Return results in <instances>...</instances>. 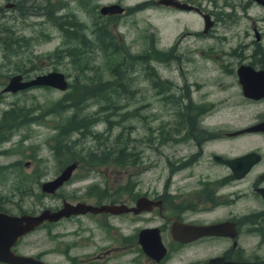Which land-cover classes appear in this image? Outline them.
Instances as JSON below:
<instances>
[{"label":"rangeland","instance_id":"374dc122","mask_svg":"<svg viewBox=\"0 0 264 264\" xmlns=\"http://www.w3.org/2000/svg\"><path fill=\"white\" fill-rule=\"evenodd\" d=\"M11 1L15 2V9H5L6 2L0 0V6L6 12V16L0 19V112L17 108L16 112L31 116L9 133L8 139L0 142V165L17 162L0 175V196L8 197L7 208L12 212L54 208L61 206L63 201L75 203L89 199L94 202L104 191L115 193L117 184L122 180L131 181L135 175L144 177L145 184L158 175H165L159 172V165H163L168 148L158 142L162 139L159 136L161 130L169 127L170 116L164 111L163 103L151 99L146 72L138 62L124 70L123 65L132 64V61L121 52L86 53L87 70L83 75L99 77L104 83L103 91L95 96L90 92L87 96L73 93L71 86L81 82V71L68 56L61 60L48 56L56 49L74 45V42L67 43L64 31L56 24L60 18L74 17L82 22L88 37H93L94 25H104L117 43L127 46L131 54H144L152 47L154 39L159 48L172 46L177 54L169 59V64H180L189 70L185 73L189 85L199 83L197 88L188 86L190 95L212 103L211 115L202 119V126L213 132L245 128L264 118V101L252 103L245 100L233 70L240 62L253 61L250 55L255 49L264 51V9L252 0H198V6L205 13L212 12L217 16L231 13L232 17L227 25L218 20L203 35L200 32L204 29V19L194 11L160 8L150 2L139 8L133 7L144 0H122L125 13L113 17H104L99 8L118 0H61L68 6H61L56 0L48 4L45 0H38L34 6H24L21 0ZM58 6L60 8H55ZM47 11L53 19L48 18ZM254 26L263 34L256 43ZM4 28L8 29L5 40ZM161 57L162 64L166 65L169 57ZM162 64L156 65L160 75L175 79L174 73L171 74ZM117 65L115 74L113 69ZM226 67L233 71H224ZM53 70L66 75L70 83L67 90L32 87L15 93L2 91L14 74L31 78ZM191 73L196 77H191L194 76ZM177 80L182 84L184 79ZM118 83L126 88L118 87ZM138 87H142L143 92H138ZM67 98L78 101L82 110L77 117L89 115L90 119H95L90 132L59 136L61 127L75 112L73 106L63 111L57 106ZM263 137H248L255 140L250 141L249 146L235 140L224 152L234 153L261 146ZM57 146L62 148V154L55 153ZM120 147L131 154L123 164L113 161L114 151ZM222 149L216 148L218 151ZM185 150L187 148L181 152ZM109 152L106 162L92 160ZM25 161H30V168L23 169ZM72 161H77L78 166L70 180L54 196H45L40 181L53 178ZM154 161H159V165L156 166ZM38 171L42 172L40 176H37ZM164 181L165 177L160 178L158 186H163ZM76 232L80 236L75 237ZM85 234L87 219L68 220L26 235L16 249L26 254L42 251L45 261L53 264L59 262L60 255L54 251L57 241L84 239Z\"/></svg>","mask_w":264,"mask_h":264},{"label":"flooded vegetation","instance_id":"af4514ba","mask_svg":"<svg viewBox=\"0 0 264 264\" xmlns=\"http://www.w3.org/2000/svg\"><path fill=\"white\" fill-rule=\"evenodd\" d=\"M3 1L6 2L3 5L5 9L16 8L15 2ZM37 1L28 3L30 0H21L20 3L24 6H34ZM56 1H59L61 6H68L66 2ZM159 1L144 0L133 7L139 8L150 2L160 8L194 11L204 19V29L205 16L210 22L211 29L218 20H222L226 25L231 22V13H223L225 15L222 16L212 12L205 13L198 6V0H173L189 6L184 9L162 5ZM45 2L48 4L52 0ZM252 2L264 9V5L256 0ZM110 4L123 7L121 14L125 13L126 7L122 0L107 5ZM229 6L231 7V4ZM3 7L0 6V19L6 16ZM45 14L49 17L50 11ZM121 14L108 13L104 14V17ZM204 29L200 32L201 35L208 32V29ZM253 31L255 43L259 42L263 35L262 31L256 26L253 27ZM7 32L8 29L4 28L3 38ZM156 45L157 40L154 39V44L148 48L150 63L142 65L141 69L149 72L147 78L151 99L163 103L164 111L170 116L169 127L162 129L159 134L162 139L158 144L168 148L164 155V163L159 165V161H154L156 166L160 167L159 172L165 175H158L147 184L142 181L144 177L141 175H135L131 181L122 180L116 185L115 193L104 191L94 202L89 199L85 201L93 206H110V209L96 213L87 211L85 214L63 217L56 222L45 221L28 234L50 224L58 225L68 220L87 219V234L84 235V239L57 241L54 251L60 255L57 259L59 262L53 264H264V151H262L264 144L246 151L224 152L231 147L230 142L235 140L249 146L250 141L255 140L248 137L264 136V129L245 132L244 128H241L219 133L203 127L202 119L211 115L212 103L201 98L195 99L190 95L188 86L197 88L199 83L193 82L189 85L185 76L189 70L180 64H169V59L177 54L174 48L168 46L163 49ZM157 52H163L165 57H169L166 59V65L162 64V58H156ZM260 53L264 54V51L255 49L250 55L253 61L240 62L233 69L240 86L237 71L241 66L264 71V56ZM260 55L262 57H258ZM154 61L157 62V66L162 64L171 74L174 73L173 76L176 78L162 77ZM233 70L227 67L224 69ZM191 74L194 75L191 77H196V74ZM177 78L184 79L182 84ZM138 92H143L142 87H138ZM243 97L252 103L264 101V98ZM12 115L14 118L19 117L21 121L13 120ZM30 117L23 113L0 112L2 139L0 142L5 141V136L15 130L20 123L30 120ZM259 121H264V118ZM217 147L223 149L218 151ZM183 148L187 150L181 152ZM157 150L161 151L159 146ZM250 152L259 154L260 159L246 170L231 167L225 161L214 159L215 156H221L225 160L234 159ZM15 164L17 162L0 165V175ZM25 168H30V161H25L23 169ZM41 173L38 171L37 176ZM162 177H165L164 185L158 186ZM47 180L40 181V186ZM43 194L54 196L56 192ZM8 203V197L0 196V212L14 215L38 214L44 208L56 210L60 207L58 205L54 208L43 207L34 212L21 210L15 213L7 208ZM115 206L119 208H114ZM26 235L20 238L13 250L46 262L42 251L36 254L17 251V245ZM78 236L80 234L76 232L75 237Z\"/></svg>","mask_w":264,"mask_h":264},{"label":"water","instance_id":"95a60500","mask_svg":"<svg viewBox=\"0 0 264 264\" xmlns=\"http://www.w3.org/2000/svg\"><path fill=\"white\" fill-rule=\"evenodd\" d=\"M256 1L264 5V0ZM159 4L173 5L180 9L189 8L186 4L176 3L173 0H160ZM99 11L103 15L108 13L121 14L123 12V7L117 4L103 5L100 7ZM205 20L204 30H207L210 26V22L207 21L206 16ZM237 73L239 75L243 96L254 99L264 98V71H255L251 67L241 66ZM32 87H50L65 91L69 87V81L63 72L57 70L37 74L31 78H24L21 74H14L9 77L2 91L15 93ZM263 129L264 121H260L245 127L243 131L253 132ZM243 131H239V133ZM214 159L225 161L231 165V167L240 170L244 168L246 170L253 162L260 159V155L255 152H250L234 159L225 160L221 156H215ZM77 163V161L68 163L55 178L44 181L40 186L41 191L43 193H55L56 190L70 180L77 167ZM114 208H119V206H115ZM107 209H110V206H93L84 201L75 203L63 201L58 209L51 210L50 208H44L38 214L22 213L20 215H14L0 212V263L47 264L43 260L32 255L16 253L13 250L14 246L18 243L20 238L33 231L45 221L56 222L63 217L85 214L87 211L96 213Z\"/></svg>","mask_w":264,"mask_h":264},{"label":"trees","instance_id":"16d2710c","mask_svg":"<svg viewBox=\"0 0 264 264\" xmlns=\"http://www.w3.org/2000/svg\"><path fill=\"white\" fill-rule=\"evenodd\" d=\"M51 14V13H50ZM49 15L48 18L53 19L52 15ZM61 21H55L56 24L60 27L61 30L64 31L65 37L67 39V43L74 42V45H68L64 49H56L54 52L48 54V56H54L57 58L56 60H61L63 57L68 56L71 58V62L75 65V67L81 71V82L73 83L71 86V89H73V93L79 94V96H87L91 93L92 96H95L96 94L102 93V87L104 83L101 81L99 77L96 75L92 78L85 77L83 74L87 70V63L84 61V56L86 53H96V52H121L124 56H128L130 61H132V64L125 63L123 66L125 69H128V67L134 66L135 62H138L141 66L142 65H148L150 63V55L148 54V51L144 54H131L129 52V49L127 46H122L115 40V37L104 27V25H101L100 27L97 25H94V31L92 32L93 37H88L86 33H84V25L82 22H79L76 20V18L72 17L70 19L63 20L60 18ZM73 28V29H71ZM86 30V28H85ZM163 52H157L156 58L163 56ZM127 58V60H128ZM134 64V65H133ZM118 65L113 69V72L117 74ZM122 68V67H121ZM146 70V69H145ZM146 72L145 76L148 77V71ZM120 83L117 84L119 87ZM128 84V83H127ZM70 86V83H69ZM121 88H126L124 85L120 86ZM68 102V103H67ZM60 105L57 104L60 110H66L67 107H75V112L73 115H71L67 120V122L61 127L59 136L61 137H67L73 132H78L81 134H85L90 132L89 128L93 125L95 122V119H90L89 115H82V117L79 116L77 113H80L82 109H79L78 101H75V99H64L63 102H59ZM65 105V106H63ZM17 108H10L5 112L9 113H18L16 112ZM13 118L15 117L12 115ZM13 120L21 121L19 117L14 118ZM21 124V123H20ZM19 124V125H20ZM169 126V123H168ZM8 134L5 136L6 139H8ZM60 137V138H61ZM4 138V139H5ZM0 136V141H1ZM118 143V141H115ZM55 153L57 155L62 154L63 150L60 146L55 147ZM115 156L113 157V161L123 164L126 162V160L129 159V156L131 154L125 153L124 148H118L116 151H114ZM109 153H103L102 157L95 158L93 157L92 160L95 162H106L109 160ZM93 156V155H92ZM135 161H133L134 163Z\"/></svg>","mask_w":264,"mask_h":264}]
</instances>
